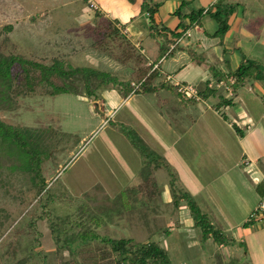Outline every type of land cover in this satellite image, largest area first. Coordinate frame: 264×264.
Here are the masks:
<instances>
[{
	"label": "crops",
	"instance_id": "crops-1",
	"mask_svg": "<svg viewBox=\"0 0 264 264\" xmlns=\"http://www.w3.org/2000/svg\"><path fill=\"white\" fill-rule=\"evenodd\" d=\"M215 1L189 0L186 11L204 8L200 24L188 28L178 38L181 49L173 51L174 46L168 44L166 53L158 57V48L149 36L148 15L139 14L140 0L134 4L126 0H94L103 16L119 20L123 33L149 58L151 68L158 65L156 83L165 81V75L171 76L156 92H131L122 98L116 90L118 101L111 106L105 102L111 108V120L119 119L131 127L154 154L163 157L174 168L180 188L196 201L210 223L230 239L218 243L208 237L203 242L207 252L223 262L225 257H235L239 264H264V223L247 221L264 195V80H253L236 92L231 84L218 83L233 78L228 72L243 59L264 64V21L260 31L255 32L241 6H237L219 44L218 37L209 36L217 23L206 13ZM153 2L160 3L155 22L173 28L178 22L173 12L181 0ZM89 9L84 7L75 13L74 19L80 26L84 18L87 21L83 23L92 22L94 13ZM42 34H37V40ZM187 48L202 54L203 59L192 60ZM175 82L193 85L200 100L183 97ZM206 85L214 88L215 93L202 97L199 91ZM220 96L232 98V104H219ZM199 131H205V155L195 157ZM119 147L123 162L120 170L131 179L140 169L139 157L133 148L121 149L120 144ZM154 171L156 179L159 172H166L161 168ZM166 182L168 187L162 190L158 186V196L140 208L155 212L154 223L157 220L158 227L169 228V235L185 240L187 248L198 239L202 242L184 201L179 209L171 205L167 210L170 214L159 209L171 200L168 175Z\"/></svg>",
	"mask_w": 264,
	"mask_h": 264
},
{
	"label": "trees",
	"instance_id": "trees-1",
	"mask_svg": "<svg viewBox=\"0 0 264 264\" xmlns=\"http://www.w3.org/2000/svg\"><path fill=\"white\" fill-rule=\"evenodd\" d=\"M126 1L134 4L138 0ZM188 4L189 0H181L173 12L178 22L173 28H169L161 22H155L154 15L160 3L140 0L139 14L148 15L149 36L154 39L158 48V57L166 53L168 44L174 46L173 51L181 49L178 38L188 28L200 24L204 8L186 11ZM237 6H241L248 22L253 25L252 29L260 31L264 21V0H216L207 8L206 13L217 23L216 30L209 36L218 37L219 44H222L229 29V17ZM87 34L90 47L99 56H105L130 70L129 79L119 80L117 75L110 72L93 66H73L60 58L46 63L19 53H6L0 47V111H16L20 107V98L35 94L51 97L65 93L78 94L73 81L76 77L83 79L89 95L92 92L91 81L95 78L100 83L116 85L122 98L131 92H156L165 85V81L155 82L158 70L151 69L149 58L123 33L117 18L105 17L99 10H95L93 24L87 28ZM186 51L192 60L203 59L202 54L192 48H187ZM228 75L234 79L231 89L236 92L253 80H264V64L243 59ZM222 76L221 74L218 79ZM134 81L137 87L132 85ZM199 93L202 97H208L215 93V89L206 85ZM232 101V98L220 96L219 104L229 106ZM106 123L123 134L139 157L142 182L124 188L114 196H110L102 186L96 184L93 186V194L84 192V199L77 202L74 210L61 217L53 205L61 202L64 193L68 191L65 186L66 192L57 188L56 179L47 181V167L43 166V161L46 156L53 155L69 142L71 134L60 132L52 126L11 125L0 119V192L6 198L18 201L14 207H8L0 201V264H30L31 260L32 264H37L38 261L33 258L28 259L29 251L25 241H37L36 222L42 219L47 220L53 239L59 247L73 250L75 245H87L94 241L98 246L108 248L113 264H170L168 251L158 240L150 237L139 242L133 237L105 236L96 232L97 228L113 223L116 218H124L127 212L139 210L143 215L147 211L140 207L153 201L159 194L155 168L166 170L171 204L174 209H179L184 201L193 226L201 233L202 242L208 237L218 243L230 240L210 223L207 214L201 211L196 201L177 186V175L163 157L154 154L128 125L111 119H107ZM100 191L103 194L98 197ZM69 198L73 199L71 196ZM162 231L167 233L169 229L164 228ZM63 264L77 263L72 259Z\"/></svg>",
	"mask_w": 264,
	"mask_h": 264
},
{
	"label": "rangeland",
	"instance_id": "rangeland-1",
	"mask_svg": "<svg viewBox=\"0 0 264 264\" xmlns=\"http://www.w3.org/2000/svg\"><path fill=\"white\" fill-rule=\"evenodd\" d=\"M84 7H88L87 0H0V47L6 53H19L46 63L60 58L73 66H93L110 72L117 75L119 80L129 79L131 75L127 67L105 56H99L90 47L87 28L93 24L94 17L90 24L83 23L84 18L81 26L74 19L75 13ZM90 10L91 13L95 11ZM38 33V37L43 33L40 40H37ZM43 41L45 42L42 43ZM73 81L78 94L65 93L53 97L35 94L20 98V107L16 111H0V119L11 125L52 126L60 132L71 134L69 142L53 155L46 156L43 161V166L47 167V181L56 179L55 186L61 191H68L64 193L61 202L53 205L61 217L74 210L77 202L84 199V192L93 194V186L96 184L102 186L104 192L114 196L124 188L142 182L139 171L131 179L121 172L123 162L119 144L121 149L132 147L123 134L106 123L112 116L110 104L118 101L114 93L117 86L100 83L93 78L92 92L89 95L82 78L76 77ZM134 83L137 84L135 81ZM114 121L121 122L119 119ZM197 134L199 139L196 140L195 157L205 155V131ZM167 175L165 171L157 175V185L162 190L168 187ZM177 186L180 188L181 185ZM102 194L100 191L97 195L101 197ZM0 201L8 207H14L18 203L6 198L1 192ZM171 205L170 201L159 209L170 214L168 211ZM154 213L147 210L144 212L145 218L141 211L133 210L127 212L124 218H116L113 223L97 228L96 232L105 236L133 237L139 242L150 237L158 240L168 251L170 264H205V261L207 264H239V258L235 257H225V262L217 259L207 252V245L199 239L196 244L187 248L185 240L174 237L172 233H162L164 228L158 227L157 220L154 223ZM36 228L37 241L27 239L25 242L29 251L28 259L33 258L38 261L37 264H63L72 259L77 264H113L108 248L98 246L94 241L87 245H75L72 250L58 246L47 220H38ZM32 263L33 260L30 261Z\"/></svg>",
	"mask_w": 264,
	"mask_h": 264
},
{
	"label": "built area",
	"instance_id": "built-area-1",
	"mask_svg": "<svg viewBox=\"0 0 264 264\" xmlns=\"http://www.w3.org/2000/svg\"><path fill=\"white\" fill-rule=\"evenodd\" d=\"M88 3V7L90 9H94L97 10L98 7L95 4L94 0H87ZM173 47V45L171 46V48ZM158 65L157 64H153L152 65V70L157 69ZM171 79V76L169 75H165V81H168ZM234 81L233 78H229L228 82L225 83L223 81L218 82L219 84H232ZM132 85H134L135 87H137V85L133 82ZM174 86L177 90L178 93H180L183 97L188 98V99H194V100H200V96L196 90V88L191 85V84H183L180 82H175ZM247 221L251 222H261L264 223V195L262 197V199L260 200V202L257 204V206L252 210V212L249 214Z\"/></svg>",
	"mask_w": 264,
	"mask_h": 264
}]
</instances>
